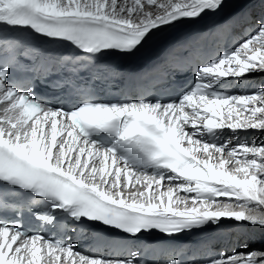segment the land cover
I'll return each instance as SVG.
<instances>
[{"label":"snow or ice","instance_id":"1","mask_svg":"<svg viewBox=\"0 0 264 264\" xmlns=\"http://www.w3.org/2000/svg\"><path fill=\"white\" fill-rule=\"evenodd\" d=\"M259 5V16L246 10L213 30L249 26L231 50L177 67L176 75L193 72L191 86L167 75L152 85L179 89L165 102L143 92L104 99L99 62L134 57L158 34L219 16L232 0H0V212L16 193L30 197L10 218L0 214V264H184L173 255L150 259L135 242L226 222L237 243L211 245L199 264H264V247L252 245L264 235V85L233 94L229 80L247 88L251 74H264ZM40 86L52 95L38 96ZM241 132H252L251 142ZM25 212L36 231L25 227ZM89 241L94 251L78 247Z\"/></svg>","mask_w":264,"mask_h":264},{"label":"bare ground","instance_id":"2","mask_svg":"<svg viewBox=\"0 0 264 264\" xmlns=\"http://www.w3.org/2000/svg\"><path fill=\"white\" fill-rule=\"evenodd\" d=\"M246 1L244 5L241 6V10L239 13H237L234 17H240L246 10L253 12L254 16H259L260 14V5L259 0H241V2ZM233 2V0H232ZM233 17V18H234ZM236 26H245L247 25L243 21H239L235 23ZM254 26V24H253ZM245 28V27H244ZM238 36H241V41L244 39L241 32H237ZM229 80H232L233 83V89L235 94H250L255 90L257 86H260V82H262V85H264V74H258L254 73L251 74L248 78L247 84L248 87L244 88L239 86V80L235 78H229ZM241 138L247 139L249 142H251L253 138V133L248 132L244 133L241 132ZM227 224L224 225V227L220 230H211L207 232H195V233H188L178 236L177 238H168L167 239V249L165 254L162 256L161 260L165 259L169 255L177 256L178 250L181 248V245L186 244L189 246L190 250H193L196 252V258L200 261L209 251V248L211 245L215 244L217 248L223 247L225 245L221 244L220 241L227 239L228 240V246L231 247L232 244L237 243L236 237L239 235V232L235 229V225L231 222H226ZM146 236L142 237V241L135 242L136 247H140L141 244L145 241ZM73 242H76L73 240ZM85 242H81L78 244V247L80 248L81 245L84 246ZM253 247H264V235H261L259 233L256 234V236L252 240ZM131 246V245H130ZM82 250L83 247L81 248ZM199 261L197 264H199Z\"/></svg>","mask_w":264,"mask_h":264},{"label":"rangeland","instance_id":"3","mask_svg":"<svg viewBox=\"0 0 264 264\" xmlns=\"http://www.w3.org/2000/svg\"><path fill=\"white\" fill-rule=\"evenodd\" d=\"M239 28H240V27H239ZM239 28H238V29H239ZM259 82H260V84L262 85V82H261V81H259ZM80 248H81V247H80Z\"/></svg>","mask_w":264,"mask_h":264}]
</instances>
